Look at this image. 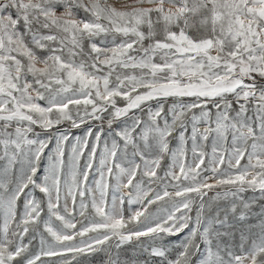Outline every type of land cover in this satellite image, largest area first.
Returning a JSON list of instances; mask_svg holds the SVG:
<instances>
[{
    "label": "snow or ice",
    "instance_id": "6c2138e0",
    "mask_svg": "<svg viewBox=\"0 0 264 264\" xmlns=\"http://www.w3.org/2000/svg\"><path fill=\"white\" fill-rule=\"evenodd\" d=\"M0 264H264V0H0Z\"/></svg>",
    "mask_w": 264,
    "mask_h": 264
}]
</instances>
